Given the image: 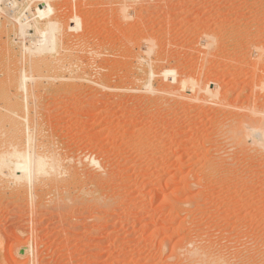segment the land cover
I'll return each instance as SVG.
<instances>
[{
	"label": "rangeland",
	"instance_id": "obj_1",
	"mask_svg": "<svg viewBox=\"0 0 264 264\" xmlns=\"http://www.w3.org/2000/svg\"><path fill=\"white\" fill-rule=\"evenodd\" d=\"M38 1L0 0V157L36 146L64 161L37 190L0 174V264H192L195 251L264 264V0H45L81 61L22 84L51 20Z\"/></svg>",
	"mask_w": 264,
	"mask_h": 264
},
{
	"label": "bare ground",
	"instance_id": "obj_2",
	"mask_svg": "<svg viewBox=\"0 0 264 264\" xmlns=\"http://www.w3.org/2000/svg\"><path fill=\"white\" fill-rule=\"evenodd\" d=\"M38 1V0H37ZM41 2H42V4H41V6H40V8H38L37 9V15H38V17L39 18H46L47 19V17L48 18H52V17H49V15L51 14V12H52V8H51V6L48 4V3H46V1L45 0H40ZM79 1V0H78ZM107 1H109V0H107ZM114 1V0H113ZM128 1L129 0H116V3L120 6V5H123V7L124 6H126L127 5V3H128ZM134 1V0H133ZM133 1L131 2V3H133ZM160 1V0H159ZM163 1V0H162ZM39 2V1H38ZM138 2V1H137ZM136 2V3H137ZM144 2V0L143 1H141L140 2V4L141 3H143ZM154 2V1H153ZM155 2H156V0H155ZM164 2V1H163ZM135 3V2H134ZM144 3H146V1L144 2ZM152 3V2H151ZM75 4V3H74ZM110 4H112V3H110ZM153 4V3H152ZM85 5V4H84ZM89 5V4H88ZM108 5V4H107ZM129 5V4H128ZM136 5V4H135ZM139 5V4H138ZM143 5V4H142ZM145 5V4H144ZM150 5V4H149ZM54 6V5H53ZM77 7H78V4L76 5ZM111 6V5H110ZM116 6V5H115ZM114 6V7H115ZM119 6H117V7H119ZM131 6H133V5H131ZM141 6V5H140ZM158 6V5H157ZM84 7V6H83ZM86 7V6H85ZM107 7V6H106ZM114 7H113V9H114ZM122 7V8H123ZM149 7V6H148ZM154 7V6H153ZM156 7V6H155ZM80 8V7H79ZM132 8H134V7H132ZM136 8V7H135ZM74 9V8H73ZM76 9V8H75ZM96 9V8H95ZM118 9V8H117ZM121 9V8H120ZM143 9V8H142ZM148 9V8H147ZM157 9V8H156ZM97 10V9H96ZM70 11V10H69ZM74 11V10H73ZM147 11V10H146ZM152 11V10H151ZM144 12V11H143ZM53 13V12H52ZM145 14H147V13H145ZM149 14V13H148ZM56 16H57V14H56ZM72 16H75V15H72ZM135 16V15H134ZM139 16V15H138ZM143 16V15H142ZM149 16V15H148ZM55 17V16H54ZM58 17V16H57ZM70 17V16H69ZM90 17V16H89ZM75 18V17H74ZM77 18V17H76ZM97 18V17H96ZM135 18H137V17H135ZM134 17H133V19H135ZM148 18H150V17H148ZM70 19V18H69ZM79 19V18H78ZM131 19V18H130ZM139 19V18H138ZM12 20V19H11ZM45 20V19H44ZM156 20V19H155ZM15 22H17V24H18V29H19V31L18 32H20L19 34H20V37L22 36H25V35H29V33L28 34H26V31H27V29H29L28 27V23H27V20H24L23 22H20V20H18V17L14 20ZM13 21V22H14ZM78 21V20H77ZM77 21H76V24H77ZM135 21V20H134ZM138 21V20H137ZM145 21V20H144ZM148 21V20H147ZM154 21V20H153ZM102 22V21H101ZM114 22V21H113ZM112 22V23H113ZM121 22V21H120ZM123 22H125V21H123ZM128 22H130L131 23V21H128ZM127 22V23H128ZM132 22H133V20H132ZM140 22H142V20L140 19ZM94 23V22H93ZM96 23V22H95ZM103 23V22H102ZM111 23V24H112ZM63 25H64V23H62ZM74 24V23H73ZM118 24V23H117ZM116 24V25H117ZM135 24V23H134ZM142 24V23H141ZM70 25V24H69ZM78 25V24H77ZM77 25H75V26H77ZM93 25V24H92ZM115 25V26H116ZM125 25H127V24H125ZM136 25V24H135ZM109 26V25H108ZM134 26V25H133ZM132 26V27H133ZM138 26V25H137ZM69 27V26H68ZM68 27H67V29H68ZM71 27H72V25H71ZM70 27V28H71ZM99 27V26H98ZM118 27V26H117ZM125 27V26H124ZM17 28V27H16ZM63 28V27H62ZM65 28V27H64ZM77 28V27H76ZM114 28V27H113ZM123 28V27H122ZM137 28V27H136ZM140 28V27H139ZM145 27H143V29H144ZM73 29V28H72ZM115 29V28H114ZM113 29V30H114ZM117 29V28H116ZM146 29V28H145ZM64 30V29H63ZM65 30H66V28H65ZM71 30V29H70ZM108 30H110V29H108ZM107 30V31H108ZM118 30V29H117ZM122 30H124V29H122ZM60 31V30H59ZM62 31V30H61ZM98 31H99V29H98ZM131 31H133V30H131ZM56 32H57V23L55 24V22H53L52 21V19L51 20H49L48 21V23H47V28L46 29H43L42 31H41V33L40 32H38V33H40L41 34V36H40V39H38L37 41H33V39H32V41L34 42V43H31L32 45H31V47H29L30 46V44H29V48L30 49H27L28 51L30 50L33 54H35L36 56H34L35 58H33V55H32V60L31 59H29V57L30 56H28V59L26 60L27 62H26V67H27V69L28 70H30V71H33L35 74L33 75H30L31 73H28V75H27V73L26 72H24V71H22L24 74H19V78L18 79H20V81L22 82V84L24 83L23 82V80L24 81H27V80H31V82H33V81H35L36 83H39L40 81V79H42L43 80V78L44 79H46L45 81H48L49 82V84L51 83L52 85H53V80L55 79L54 77H56V75L54 76V74H56L55 72H57L58 70H59V73H60V71L62 70L63 72H64V70H66V69H68L69 70V72L70 71H72V70H70V68H71V66H72V64L75 66V64L74 63H77L78 61L80 62L81 60H80V57H78L77 55V57H75V56H72L71 55V53L70 52H68V51H66V50H69V49H65L64 47H66V45L63 47V45H64V43H63V45H62V39H61V37L59 38L57 35H56ZM75 32V31H74ZM121 32V31H120ZM119 32V33H120ZM126 32H128V31H126ZM130 32V31H129ZM128 32V33H129ZM78 33V32H77ZM90 33H91V31H90ZM93 33V32H92ZM124 33V32H123ZM75 34H76V32H75ZM85 34V33H84ZM87 34H88V32H87ZM193 34V33H192ZM195 34V33H194ZM18 35V34H17ZM83 35V34H82ZM93 35V34H92ZM100 35V34H99ZM98 35V36H99ZM104 35H105V33H104ZM110 35V34H109ZM122 35V34H121ZM204 35V34H203ZM78 36V35H77ZM77 36H75V37H77ZM94 36V35H93ZM114 36V35H113ZM26 37V36H25ZM28 37V36H27ZM37 37V36H36ZM67 37V36H66ZM107 37V36H106ZM121 37V36H120ZM150 36H148V37H146V38H149ZM207 37H208V35H207ZM38 38V37H37ZM98 38V37H97ZM97 38H95V39H97ZM201 38H204V37H201ZM211 38H213V37H211ZM76 39V38H75ZM79 39V38H78ZM87 39V38H86ZM90 39V38H89ZM106 39V38H105ZM111 39V38H110ZM113 39V38H112ZM143 39H145L144 37H143ZM197 39V38H196ZM88 40V39H87ZM87 40H84V41H86L87 42ZM91 40H92V38H91ZM140 40V39H139ZM142 40V39H141ZM146 40V45L148 44L147 43V41L149 40H147V39H145ZM24 41V40H23ZM93 41V40H92ZM91 41V42H92ZM96 41V40H95ZM98 41V40H97ZM106 41V40H105ZM107 41H109V40H107ZM138 41V40H137ZM136 41V42H137ZM197 41V40H196ZM212 41V40H211ZM80 42V41H79ZM99 42H101V41H99ZM140 42H142V41H140ZM144 42V41H143ZM150 43H152V40L151 41H149ZM200 42V41H199ZM29 43V42H28ZM90 43V42H89ZM94 43V42H93ZM83 44H84V42H83ZM100 44V43H99ZM201 44V43H200ZM67 45H68V42H67ZM77 45V44H76ZM79 45V44H78ZM84 45H86V44H84ZM83 45V46H84ZM88 45V44H87ZM101 45H102V43H101ZM105 45V44H104ZM144 45V44H143ZM95 46V45H94ZM147 46H149L150 47V45L148 44ZM69 47V46H68ZM99 47V46H98ZM58 48V49H57ZM63 48V49H62ZM76 48H81V47H77L76 46ZM85 48V47H84ZM99 49V48H98ZM253 49H254V47H253ZM58 50V51H57ZM81 50V49H80ZM91 50V49H90ZM100 50H101V48H100ZM146 50L148 51L149 49H147L146 48ZM151 50V49H150ZM149 50V52L151 53V51ZM160 50V49H159ZM165 50V49H164ZM211 50V49H210ZM258 50V49H257ZM30 51H29V53H30ZM63 51V52H62ZM73 51L74 50H72V53H73ZM78 51V50H77ZM83 51V50H82ZM156 51V50H155ZM154 51V52H155ZM23 52V51H22ZM25 52H27V51H25ZM51 52V53H50ZM55 52V55H52V56H50L49 54H52V53H54ZM75 52L76 51H74V54H75ZM79 52V51H78ZM81 52V51H80ZM100 52V51H99ZM49 53V54H48ZM83 53H84V51H83ZM82 53V54H83ZM86 53V52H85ZM147 53V52H146ZM156 53V52H155ZM207 53V52H206ZM89 54H90V52H89ZM100 54V53H99ZM138 54V53H137ZM148 55H149V53H147ZM29 55V54H28ZM47 55H49V56H47ZM79 55V54H78ZM140 55V54H139ZM82 56V55H81ZM87 56V55H86ZM89 56V55H88ZM87 56V57H88ZM204 56V55H203ZM84 57V56H83ZM96 57H97V52H96ZM139 57V56H138ZM79 58V59H78ZM90 58V57H89ZM89 58H87V59H89ZM95 59V58H94ZM108 59V58H107ZM154 59V58H153ZM157 59H159L158 57L156 58V61H157ZM201 59V58H200ZM34 60H37V61H34ZM86 60V59H85ZM90 61V60H89ZM151 61V60H150ZM155 61V60H154ZM145 62H146V60H145ZM153 62V61H152ZM86 63V62H85ZM147 63V62H146ZM81 65H82V63H80ZM80 64H76L77 66H80ZM150 64V63H149ZM156 64V63H155ZM197 64V63H196ZM91 64L89 63V66H90ZM207 65V64H206ZM83 66H84V64H83ZM93 66V65H92ZM91 66V67H92ZM95 66V65H94ZM198 66V65H197ZM84 67H86V65L84 66ZM74 68V67H73ZM72 68V69H73ZM88 68V67H87ZM75 69H76V67H75ZM74 69V70H75ZM90 69V68H89ZM74 70H73V72H74ZM78 70V69H77ZM76 70V71H77ZM75 71V72H76ZM32 72V73H33ZM69 72H67V75L69 74ZM72 72V73H73ZM73 73V74H75L76 75V73ZM21 73V72H20ZM66 73V72H65ZM78 73V72H77ZM5 74H7L8 76H6V77H9L10 78V80L11 81H15V80H18L16 77H14V76H12V74H9L8 72H6ZM80 74H81V72H80ZM96 74V73H95ZM94 74V75H95ZM57 75H59L58 74V72H57ZM60 75H61V73H60ZM59 75V76H60ZM74 75V77H77V76H75ZM83 75V74H82ZM93 75V74H92ZM71 76L73 77V75L71 74ZM87 76V75H86ZM97 76V75H96ZM71 77V78H72ZM73 77V78H74ZM81 77V76H80ZM79 77V78H80ZM83 77V76H82ZM85 77V76H84ZM193 77V76H192ZM199 77V76H198ZM56 78H58V77H56ZM61 78V77H60ZM66 78V77H65ZM69 78V77H68ZM78 78V77H77ZM264 78V77H263ZM26 79V80H25ZM62 79H64V78H62ZM75 79V78H74ZM81 79V78H80ZM83 79H85V78H83ZM261 79H262V77H261ZM193 80V79H192ZM51 81V82H50ZM199 81V80H198ZM201 81V80H200ZM262 81V80H261ZM31 82L29 83V84H31ZM41 83V82H40ZM45 83H47V82H45ZM61 83V82H60ZM81 83V82H80ZM198 83V82H197ZM203 83V82H202ZM201 83V84H202ZM209 83V82H208ZM29 84H27V85H29ZM33 84H34V82H33ZM48 83H47V85L48 86H50ZM26 85V84H25ZM40 85V84H39ZM74 85V84H73ZM77 85V84H76ZM75 85V86H76ZM81 85V84H80ZM79 85V86H80ZM196 85V84H195ZM205 85H207V84H205ZM30 86V85H29ZM34 86V85H33ZM37 86V85H36ZM201 86V85H200ZM199 86V87H200ZM35 87V86H34ZM39 87V86H38ZM199 87H197V88H199ZM202 87H204L203 85H202ZM202 87H200V88H202ZM207 87V86H206ZM263 87V86H262ZM26 88H29V87H27L26 86ZM32 88V87H31ZM37 88V87H36ZM49 88V87H48ZM79 88V87H78ZM192 89L194 88L193 87V85H192V87H191ZM199 88V89H200ZM199 89L196 91V92H198L199 91ZM207 89V88H206ZM259 89V88H258ZM25 90H27V89H25ZM30 90V89H29ZM29 90H27L26 92H28ZM196 90V89H195ZM262 90H264V89H262ZM209 91V89L207 90V92ZM195 92V91H194ZM204 92V91H203ZM212 92V91H211ZM199 93V92H198ZM197 93V94H198ZM201 93V92H200ZM205 93V92H204ZM203 94V93H202ZM260 100V99H259ZM257 101V100H256ZM261 101V100H260ZM258 102V101H257ZM255 103V102H254ZM262 103V102H261ZM260 105V104H259ZM258 105V106H259ZM263 106H264V104H263ZM262 106V107H263ZM261 107V106H260ZM259 108V107H258ZM258 108H256V109H258ZM255 109V108H254ZM256 111V110H255ZM260 111V110H259ZM258 111V112H259ZM261 113H263L261 116H263L264 115V112H261ZM260 113V114H261ZM259 114V115H260ZM257 115H258V113H257ZM238 119V118H237ZM246 119V118H245ZM249 119V118H248ZM263 119V118H262ZM253 120V122H252V124H248V125H245V127L243 126V128L241 129V130H239L238 132H237V135H236V133H235V135H236V138L237 139H244V138H246L245 140H243V141H248L249 139L251 140L252 139V137L254 136V132H255V126H256V124L257 123H259L260 122V119H252ZM248 121V120H247ZM249 121H250V119H249ZM264 121V120H263ZM229 122V121H228ZM239 123V122H238ZM241 123V122H240ZM239 123V124H240ZM245 124H246V122H244ZM32 124V123H31ZM31 124H29V125H31ZM220 124V123H219ZM224 124H226V122L224 123ZM227 125V124H226ZM230 125V124H229ZM228 125V126H229ZM238 125V124H237ZM241 125H244V124H241ZM221 126H222V124H221ZM225 126V125H224ZM233 125H232V123H231V127H232ZM231 127H229V129H231ZM239 127H241V126H239ZM235 129V128H234ZM35 130V124H32V128L30 129H28V127H25V129H24V131L22 132V137L23 138H25V139H27V140H32L31 138L33 137V131ZM223 130V129H222ZM228 130V129H227ZM262 130H263V138H261V139H263L264 140V123H262ZM224 132V131H223ZM222 132V133H223ZM233 132H235L233 129L232 130H228V133L231 135ZM226 135H228V134H226ZM226 137V136H225ZM232 137V136H231ZM228 138V137H227ZM229 139V138H228ZM225 140V139H224ZM230 140H231V138H230ZM229 140V141H230ZM249 140V141H250ZM262 140V141H263ZM235 141V140H234ZM241 141V140H240ZM239 141V142H240ZM242 141V142H243ZM264 144V143H263ZM60 155L58 154V155H56L54 152H51V151H46L45 149H43L42 151H40L36 146H32V147H29V148H27L26 150H24V151H21V152H19L18 154H16V155H11V156H1L0 157V174H2L3 176H6L10 181H12L11 183L14 185L15 184V182L16 181H18L21 177H29V179L33 182V185H32V190L33 189H35V190H37L38 188H42V187H44V186H46V185H44L47 181H50L48 178L50 177V174L47 172L48 171V169L49 168H51V167H56L57 165L58 166H60V165H62V163H63V161H64V159H63V157H59ZM98 163V162H97ZM91 164V166H92V163H90ZM99 165V164H98ZM94 166H97V164L96 165H94ZM101 166V165H100ZM85 167V166H84ZM94 169V168H93ZM100 169V168H99ZM88 170V169H87ZM93 171V170H92ZM105 172V171H104ZM70 173V172H69ZM86 173V172H85ZM105 175V174H104ZM72 176V175H71ZM68 177V176H67ZM69 178H70V174H69ZM82 178V177H81ZM90 178V177H89ZM68 179V178H67ZM8 181V180H7ZM9 181V182H10ZM71 181V180H70ZM69 181H67L66 179H61L60 181H57V182H52V183H50L51 185H53L55 188L57 187V188H63V186L66 184V183H68ZM6 184V183H5ZM43 185V186H42ZM67 186V185H66ZM56 188V190H58ZM65 188V187H64ZM60 190V189H59ZM60 192V191H59ZM37 193V192H36ZM24 253H25V250L23 249V250H21L20 251V256H23L24 255ZM192 255L194 256V257H192L193 259V261L194 262H192V264H229V259L227 258V257H221V258H218V259H213V258H211V255H210V252H209V254H207V252L205 253L204 251H201V252H194V253H192ZM229 257V256H228ZM18 258V257H17Z\"/></svg>",
	"mask_w": 264,
	"mask_h": 264
}]
</instances>
